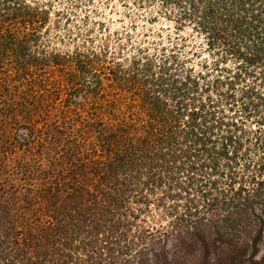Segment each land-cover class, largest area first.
<instances>
[{
    "label": "rangeland",
    "instance_id": "obj_1",
    "mask_svg": "<svg viewBox=\"0 0 264 264\" xmlns=\"http://www.w3.org/2000/svg\"><path fill=\"white\" fill-rule=\"evenodd\" d=\"M2 3L12 6L1 14L0 40L4 37L3 40L7 42L6 46L0 44L1 49L7 50L0 62L3 75L13 76L19 83L24 82L23 77L32 80L40 74L44 83L49 84V87H45L53 93L55 104H61L65 96L57 82L80 87L85 79L86 83L82 84L85 88L97 77L98 86L92 94L84 97L85 109L80 107L77 111L81 112V118L90 121L94 113L96 120L104 124L105 132L115 131L123 125L129 135L150 140L149 150H144L151 153H147L150 157L148 163L139 165L141 178L135 186L137 192L124 193V201L107 215L109 221L129 222L128 226L121 225L116 229L126 233L125 240L129 244L135 230H143V244L156 235V228L166 230L174 219L173 212L177 210L183 213L189 200H199L198 210H204V207L201 208L204 203L199 188L201 191H211L212 195L207 197L215 196L218 192L215 188L219 189L220 185H225L224 182L228 184L231 172L237 174L235 187L246 184L251 190L258 188L259 181L249 184V176L257 175L258 180L264 176L259 172L264 164V121H261V116H264V81L259 72L264 65L244 64L245 71L239 67L242 61L232 48L240 46L244 53L249 54L252 50L250 41H239L232 29L223 38L227 42V47H223L219 43L220 32L217 34L218 29L220 31L225 26L222 16L226 10L233 11L231 13L236 16L238 8L246 4V21H250L251 6H248V0H244V3L240 0H235V3L230 0H181L179 4L175 0H0V7ZM181 9L183 12L190 11V15L180 17L183 14ZM210 30L217 35H208ZM11 35L13 38L7 39ZM14 39L19 40L15 42ZM20 40L21 43L18 42ZM32 58L37 60L33 61ZM238 69L242 74L240 81L233 78ZM16 75H20V78ZM194 78L195 82L192 80ZM194 85L197 91H193L196 90L192 88ZM246 87L262 92L263 99L254 96L249 99L244 91ZM54 89L59 94L55 95ZM207 96L213 100L211 106L214 107L209 109L215 115L230 123L235 122L236 125H227L223 130L229 128L236 137L237 153L232 154L233 158L231 152L228 153L230 158L219 157L217 175L210 174V183L198 187L205 184L206 173L212 172L211 158L215 156L212 150L206 154L199 148L192 152V157H188L183 155V150L176 149L172 155L171 150H155L160 145L154 144L158 141V135L163 134L167 139L165 130L171 126L173 116L177 129L188 128L189 110L194 105L196 107L199 100L207 103ZM178 106L179 113H175ZM154 110L158 111L157 116H153ZM4 114L0 112V135L12 136L19 128L13 124L14 119L9 120ZM16 121L19 124L28 122L20 117ZM223 130L208 135L219 148L224 143L222 134H227ZM91 135L88 139L94 141L95 133ZM211 144L207 148L211 149ZM5 145L6 142L0 150V187L6 190L12 184L23 190L29 182L24 179L25 174L19 170V164L23 163L24 156L30 159L31 156L26 152V146L9 143V150H4ZM93 151H88V158H101L95 156ZM228 151L233 150L229 147ZM161 153L166 155L162 156ZM99 155L105 156L100 152ZM44 158L41 163L45 162ZM192 164L196 170L191 172ZM17 167L19 171L15 169ZM36 177L39 176H33L32 182H37ZM199 177L202 179L196 181ZM213 181L219 182L215 188ZM6 191L14 194L13 200L22 198V193L18 191ZM105 204L102 202V205ZM256 211L255 216L245 218L241 224H248L254 231L261 226L264 238V209L259 206ZM50 216L45 213L44 216L36 215V218L40 222H47ZM14 224V236L27 231L25 228L36 232L29 222L27 225L20 222ZM109 225H112L111 222ZM106 231L108 237L102 231L100 239L110 238V228L106 227ZM82 237H76V242L81 241ZM124 241L119 246L113 245L111 252L97 249L101 253L100 264H106L108 256L114 259L112 264L125 263L127 257L122 253L126 249ZM97 251L96 254L90 252L93 259L100 255ZM85 255L86 251L76 254L80 259ZM220 256H226V251L220 252ZM257 257L260 258L259 255Z\"/></svg>",
    "mask_w": 264,
    "mask_h": 264
},
{
    "label": "trees",
    "instance_id": "obj_2",
    "mask_svg": "<svg viewBox=\"0 0 264 264\" xmlns=\"http://www.w3.org/2000/svg\"><path fill=\"white\" fill-rule=\"evenodd\" d=\"M175 1L178 4L181 2ZM230 2L235 3V0ZM240 2L244 3V0ZM6 4L2 3L0 7V22L3 21L1 14L12 7ZM245 5L242 4V7L238 8L239 13L236 16L231 13L233 11L226 10V14L222 16L225 26L217 31V34L220 32L219 43L223 47H227V42L223 38L227 37L228 31L232 29L239 41L248 39L252 44L249 54L244 53L240 46L232 48L242 61L239 63L241 68H244V64L264 65V16H262L264 0H248V6H251L248 22L244 12L248 11V8ZM189 12L184 11L179 16L187 18ZM207 34L217 35L211 30ZM7 37L13 38L12 35ZM3 39L0 40V44L6 46L7 42ZM17 40L19 39H14L15 42ZM18 42L21 43L22 40ZM6 51L5 48H0V62ZM244 69L246 71V68ZM239 71L238 69L233 75L237 81L241 80L242 74ZM259 73L264 81V67ZM16 77L20 78V75ZM12 79L13 76L3 75L0 69V112H4L9 120L14 119L13 124L19 128L12 136L0 135V143H3L0 144V150L4 142H6L4 150H9V143L26 146V152L31 159L24 156L23 163L19 164V170H23L24 179L28 180L29 185L25 184L27 186L24 185L23 190L12 184L6 188L13 193L17 191L22 193V198L13 200L14 194L8 193L5 187H0V264H100L101 253L97 249L111 252L113 245L119 246L126 238L125 232L116 229L121 225L128 226L129 222L109 221L107 215L124 201V193L130 194L133 190L134 193L137 192L135 186L137 187L141 178L139 165L148 163L150 157L147 153L150 152L144 150H149L150 140L147 137L129 135L123 125L117 127L115 131L105 132L104 124L101 120H96L94 113L91 114L90 121L81 118V112L77 111L80 107L84 108L86 103L84 97L92 94L91 92L98 86L97 77L92 80L93 82L90 80L85 88L82 86L86 83L85 79L80 87L68 86V83L63 81H60V84L57 82L65 93L61 104H55L53 93L49 92L50 88L45 87H49V84L44 83L40 74L32 80L23 77L21 79L24 82L19 83ZM192 80L195 82V78ZM192 88H196L193 91H197L195 85ZM244 89L249 99L253 96L259 100L263 99L262 92L252 87ZM53 92H56L55 95L59 94L57 89ZM48 97L50 99H47ZM250 102L254 104L251 100ZM212 104L213 100L209 96L207 103L199 100L196 107L194 105L189 110L188 128L177 129L176 118L171 117L173 120L171 126L165 130L167 139L163 134L158 135V141L154 144L160 145L159 149L155 150H171V155L176 149L183 150V155L188 157H192L194 155L192 152L200 150L199 148L206 154L212 150V154L215 155L211 158L212 172L206 173L205 184H199L198 187L210 183V174L217 175L219 157L230 158L228 153L231 152L233 158L232 154L237 153L236 137L231 134L229 128L223 130L227 125H236L235 122L230 123L223 117L215 115L209 109L214 107ZM255 105L257 106V103ZM243 106L248 108L245 104ZM53 108L54 110H51ZM178 111L179 106L175 113H179ZM157 112L154 110L153 116H157L159 114ZM18 117L28 122L19 124V121H16ZM164 117L165 114L162 118ZM261 121H264V116H261ZM216 130L227 132L226 135L222 134L224 143L220 148L208 136ZM92 132L95 133L94 141L88 139ZM209 143L213 144L210 146L211 149L207 148ZM229 147L233 151H228ZM92 150L94 154L96 153L95 156L101 158H88V151ZM99 152L105 156L102 157ZM160 155L165 156L166 153ZM43 157L46 160L41 163ZM260 167L259 172L262 174L264 164ZM15 169L19 171L18 167ZM190 169L191 172L196 170L194 164ZM33 176H39L36 177L37 182H32ZM201 177L196 181L201 180ZM236 179L237 174L229 173L228 184L224 182L225 185H222L223 187L220 185L219 189L215 188L219 182L213 181V188L218 192L211 197H207L212 195L211 191H201L199 188L204 203L201 208L204 207V210H198L199 200L187 201L184 212L178 213L175 209L174 219L166 230L156 228V235H152L148 243L143 244V230H135L130 236V244L124 241L126 249L122 253L126 254L127 258L125 263L121 264H264L262 227L254 231L248 224H241L245 218L255 216L259 206L264 209V176L261 180L257 179V175L249 176V184L251 181L256 183L259 181L256 190H251L246 184L235 187ZM196 192L197 190L195 195ZM102 202L106 204L102 205ZM161 203L160 201L159 204ZM208 210L211 211L204 212ZM45 213L51 215V218L47 222H40L36 215L44 216ZM10 220L12 223L8 224ZM16 222L24 225L29 222L33 224L36 232L25 228L27 231L18 232L14 236L12 232ZM106 227L110 228V238L100 239L102 231L108 237ZM128 230L131 231L132 228L129 227ZM80 235L84 238L76 242V237ZM223 250L226 251L224 257L220 256V252L224 253ZM84 251H86L84 258L76 256L77 253ZM96 251L100 255L93 259L90 252L96 254ZM107 259L106 264L114 262L111 256Z\"/></svg>",
    "mask_w": 264,
    "mask_h": 264
},
{
    "label": "water",
    "instance_id": "obj_3",
    "mask_svg": "<svg viewBox=\"0 0 264 264\" xmlns=\"http://www.w3.org/2000/svg\"><path fill=\"white\" fill-rule=\"evenodd\" d=\"M180 12H183V9H181Z\"/></svg>",
    "mask_w": 264,
    "mask_h": 264
}]
</instances>
